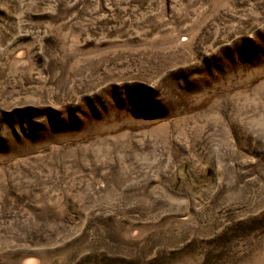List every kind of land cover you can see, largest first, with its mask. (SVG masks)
<instances>
[{
  "label": "rangeland",
  "instance_id": "374dc122",
  "mask_svg": "<svg viewBox=\"0 0 264 264\" xmlns=\"http://www.w3.org/2000/svg\"><path fill=\"white\" fill-rule=\"evenodd\" d=\"M0 264H264V0H0Z\"/></svg>",
  "mask_w": 264,
  "mask_h": 264
}]
</instances>
